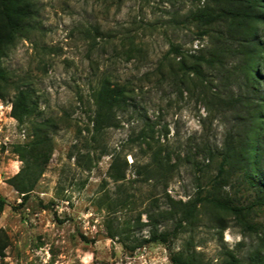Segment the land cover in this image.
<instances>
[{
  "label": "rangeland",
  "instance_id": "obj_1",
  "mask_svg": "<svg viewBox=\"0 0 264 264\" xmlns=\"http://www.w3.org/2000/svg\"><path fill=\"white\" fill-rule=\"evenodd\" d=\"M35 2L37 29L19 40L2 64L35 88L40 117L58 124L45 170L22 201L9 179L22 165L14 147L28 138L11 115L10 97L0 99V195L8 203L0 212V264H169V254L176 251L204 264H219L230 254L246 261L256 234L232 215L207 206L167 244L146 243L132 251L123 244L147 235L148 226L139 229L136 217L140 214L146 222L144 211L165 209V193L187 200L199 188H211L223 144L236 130L231 111L208 112L204 103L209 98L199 92L180 89L169 79L159 82L154 73L145 76L170 44L189 52L210 47V37L197 38L186 18L205 0ZM213 71L220 91L230 96L245 91L241 57L235 51ZM103 74L132 92L128 107L118 114L119 126L106 129L98 143L91 139L90 95ZM146 122L153 125V148L168 150L171 157L166 177L158 182L144 181L140 173L149 160L137 136ZM208 147L215 153L211 160L206 159ZM114 151L129 164L119 191V182L108 175ZM80 154L84 157L77 164ZM234 179L229 177L220 193L236 204H249L252 190ZM106 196L126 202L110 212ZM249 217L264 224V206L254 207ZM107 219L120 232L114 238L106 237ZM172 227L171 220L159 224V229Z\"/></svg>",
  "mask_w": 264,
  "mask_h": 264
},
{
  "label": "trees",
  "instance_id": "obj_2",
  "mask_svg": "<svg viewBox=\"0 0 264 264\" xmlns=\"http://www.w3.org/2000/svg\"><path fill=\"white\" fill-rule=\"evenodd\" d=\"M37 16L35 0H0V99L10 97L11 115L24 126L28 138L25 143L14 147L22 165L9 179V183L20 193L22 201L28 198L50 159L53 130L58 121L51 117H40L35 88L8 71L2 59L19 40L28 39L37 29ZM186 18L194 24L197 38L210 37V47L189 52L170 44L154 70L145 76L154 73L159 82L169 79L170 84L180 89L199 92L204 100L209 98V102L204 103L208 112L231 111L237 121L236 130L231 136L228 134L223 144L211 188H199L187 200H175L165 193V209L144 211L146 222L140 221V214L136 217L139 229L148 226L147 235L141 239L135 238L130 245L123 244L130 251L146 243L167 244L177 229L194 220L199 208L207 206L232 215L239 225L257 236L255 247L249 252L246 261L230 254L219 264H264V224L252 222L249 217L254 207L264 206V0H205L203 5L190 11ZM139 50L137 48L136 51ZM230 51H235L241 57L245 75V91L233 96L220 91L218 84L213 83V70L222 65ZM170 53L173 54L171 57ZM175 57H180L179 61H174ZM131 92L128 85L112 81L106 74L98 78L90 95L93 142L99 143L106 129L119 126L118 114L128 107ZM137 136L139 144L144 145V150L149 153V160L140 166L141 172L138 173L142 174L144 181H161L168 172L171 158L169 151L153 148V125L150 123L146 122ZM100 147L101 153H106V149ZM205 152L208 160L215 154L209 147ZM83 157L78 155L76 163L79 164ZM87 158L90 162L91 157L87 155ZM128 166L125 156H120V151L111 154L108 175L112 181L119 182L118 191ZM232 176L239 184L252 190L253 199L249 204H236L228 194L220 193L219 188L227 185ZM106 198L105 208L110 212L126 202L119 197ZM5 204H8L7 200L0 195V212ZM165 220L172 221V229H159L160 222ZM219 220V226L225 228ZM105 224L106 237L114 238L120 234L113 227L111 219H107ZM2 248L0 246V254ZM169 260V264H204L183 251L170 253Z\"/></svg>",
  "mask_w": 264,
  "mask_h": 264
}]
</instances>
